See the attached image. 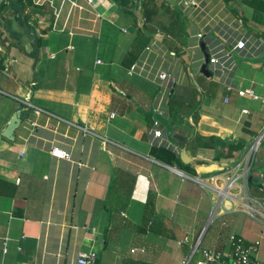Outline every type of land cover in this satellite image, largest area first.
Wrapping results in <instances>:
<instances>
[{"label": "crops", "instance_id": "1", "mask_svg": "<svg viewBox=\"0 0 264 264\" xmlns=\"http://www.w3.org/2000/svg\"><path fill=\"white\" fill-rule=\"evenodd\" d=\"M197 1L0 7V264H78L82 251L96 264H183L200 242L195 264L232 233L260 239L264 260V104L238 94L264 98V0ZM239 39L249 50L234 73L201 72L211 47ZM158 106L171 148L153 136Z\"/></svg>", "mask_w": 264, "mask_h": 264}, {"label": "built area", "instance_id": "2", "mask_svg": "<svg viewBox=\"0 0 264 264\" xmlns=\"http://www.w3.org/2000/svg\"><path fill=\"white\" fill-rule=\"evenodd\" d=\"M12 0H0V7L8 6L11 4ZM87 4L91 7H95L96 0H85ZM182 6L187 8H199V2L197 0H181ZM101 17V15H99ZM145 21V20H144ZM143 21V22H144ZM126 32V30H124ZM204 35L202 33L198 34V38L202 39ZM246 39L237 40L234 45L230 48H227L224 44L219 43L208 50L207 57L209 58V68L210 73L214 77H227L230 74L234 73L237 69V61L235 57L249 50ZM155 43V42H154ZM151 47H147L146 50L149 51ZM172 56L176 54L174 52L170 53ZM204 60V59H203ZM206 60V59H205ZM204 60V62H205ZM101 61L99 60L98 63ZM136 69V66H132L130 69V74H133ZM159 87L162 90H167V95L169 96V90L171 84H174V78L168 72H162L158 76ZM166 85V86H165ZM238 94L240 97H249L252 100H260L264 104V98H261L253 88L239 89ZM171 95V94H170ZM229 99H226L228 102ZM153 136L154 139L159 140L158 145L160 147L164 146L166 148H171V145L168 143V135L171 133L168 130V126H164V122L161 118V112L159 106L153 109ZM244 114L248 113V110L242 111ZM114 117V114L112 115ZM169 125V124H168ZM262 138H258L256 141V146L251 149L249 158L247 162H251L252 156L255 152V149L260 143ZM51 155L54 158L59 160H71L70 152L64 151L59 147H54L51 150ZM261 180L264 182V173L260 175ZM255 214L264 218V211L255 209ZM255 217V215H254ZM257 218V217H256ZM214 216H212V221ZM225 225V223H224ZM261 237H264V225L261 230ZM200 242L196 246L195 250L192 253V256L185 261L183 264H191L194 254L199 251ZM261 246V240H256L250 244H246L245 238L239 234L232 233L228 239V249L224 252H217L212 250H200L201 258L195 262V264H264V260L258 257L259 249ZM135 250H133L134 252ZM99 256L95 251H82L79 253L78 264H96Z\"/></svg>", "mask_w": 264, "mask_h": 264}, {"label": "water", "instance_id": "3", "mask_svg": "<svg viewBox=\"0 0 264 264\" xmlns=\"http://www.w3.org/2000/svg\"><path fill=\"white\" fill-rule=\"evenodd\" d=\"M208 64H209V58L206 57V60H205V63L204 65L202 66V69H201V72L203 74H205L207 77H210L211 76V73L208 69ZM20 119L18 118V116H14L13 119L11 120L10 124L8 125V127L3 131L2 135L11 140V141H14L15 137L13 136L15 130L20 126ZM188 156L185 154V153H182V160L184 162H190V159L188 160ZM252 177L249 179V181L251 182L252 181Z\"/></svg>", "mask_w": 264, "mask_h": 264}, {"label": "trees", "instance_id": "4", "mask_svg": "<svg viewBox=\"0 0 264 264\" xmlns=\"http://www.w3.org/2000/svg\"><path fill=\"white\" fill-rule=\"evenodd\" d=\"M129 59H132V57H131V56H129ZM132 61H134V58L132 59Z\"/></svg>", "mask_w": 264, "mask_h": 264}]
</instances>
